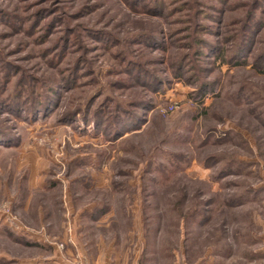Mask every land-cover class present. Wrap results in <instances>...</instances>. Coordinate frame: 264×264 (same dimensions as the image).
Returning a JSON list of instances; mask_svg holds the SVG:
<instances>
[{"label":"rangeland","instance_id":"rangeland-1","mask_svg":"<svg viewBox=\"0 0 264 264\" xmlns=\"http://www.w3.org/2000/svg\"><path fill=\"white\" fill-rule=\"evenodd\" d=\"M101 240L264 264V0H0V264Z\"/></svg>","mask_w":264,"mask_h":264},{"label":"crops","instance_id":"crops-1","mask_svg":"<svg viewBox=\"0 0 264 264\" xmlns=\"http://www.w3.org/2000/svg\"><path fill=\"white\" fill-rule=\"evenodd\" d=\"M96 211H94V213L91 215V224L92 226H94L96 229L99 228H106L108 227V224L106 223L105 219H101L104 215H106V210H103L102 208L100 209H95ZM102 240L100 242V246L98 248V253L97 256L94 258V256L92 257L91 254L86 253L88 256H90L91 258V263L92 264H110L112 261V259L114 258L111 254L112 252H110V248L108 247H104L102 248ZM103 249V250H101ZM83 251V250H82ZM84 252V251H83ZM88 252V251H87ZM43 264H52L51 262H46Z\"/></svg>","mask_w":264,"mask_h":264},{"label":"trees","instance_id":"trees-1","mask_svg":"<svg viewBox=\"0 0 264 264\" xmlns=\"http://www.w3.org/2000/svg\"><path fill=\"white\" fill-rule=\"evenodd\" d=\"M252 20V19H251ZM250 26H249V23H247L246 25H245V32H244V36H243V39H242V41H241V44L242 43H244L245 42V34H247L249 31H250ZM139 76V81H145L146 82V84H148V86H151V84H154L153 83V79H147V78H142V76L140 77V75H138ZM143 79V80H142ZM52 92V91H51ZM42 104V105H41ZM41 104H39V105H27V103L25 104V105H27L26 107H24L26 110H28V112H30V113H32V114H34L35 112H37V111H41V109L43 108L44 109V102L43 103H41ZM133 119H135L133 116H131V120L133 121Z\"/></svg>","mask_w":264,"mask_h":264},{"label":"built area","instance_id":"built-area-1","mask_svg":"<svg viewBox=\"0 0 264 264\" xmlns=\"http://www.w3.org/2000/svg\"><path fill=\"white\" fill-rule=\"evenodd\" d=\"M81 264V263H80Z\"/></svg>","mask_w":264,"mask_h":264}]
</instances>
